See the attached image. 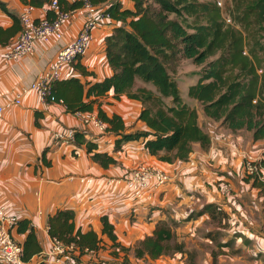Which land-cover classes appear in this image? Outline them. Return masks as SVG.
<instances>
[{
    "label": "crops",
    "instance_id": "obj_1",
    "mask_svg": "<svg viewBox=\"0 0 264 264\" xmlns=\"http://www.w3.org/2000/svg\"><path fill=\"white\" fill-rule=\"evenodd\" d=\"M65 1L69 4L75 0ZM36 2L38 5L33 6L22 0H0L4 6V10L0 8V28L12 26L7 11L19 17L32 6V17L46 16L49 2ZM113 3L133 8L130 0H108L100 7L107 9ZM70 14L62 26V39L37 43L31 53L19 60H7L4 55L17 41L20 31L8 38L6 44L0 43V105L13 100L20 88L30 84L55 59L57 52L75 38L84 21L83 10L78 8ZM119 25L111 20L93 30L87 51L78 61L90 74L82 75L74 65L64 66L62 79L76 77L82 83H93L109 76L112 70L105 55V41ZM138 84L141 82L137 81ZM99 100L107 116L121 117L126 132L147 130L145 123L138 120L140 102L125 96L115 100L112 91ZM184 102L200 106L195 108L198 125L210 143L206 148L194 144L186 160L174 163L158 161L148 154L141 141L127 142L121 150L114 151L115 136L84 129L78 115L66 112L63 104L42 103L35 93L24 95L20 105L3 112L0 203L6 204L9 213L18 220L27 219L34 227L41 252L31 263L35 264L50 248L48 217L67 209L74 213L77 228L83 232L92 230L102 240V248L93 255L83 254L80 264H122V259L115 261L110 254L118 248H113L112 242L101 234L102 216L112 224L116 242L131 249L129 264H264V186L254 185L243 177L239 152L233 149L236 145L239 150L261 157L264 144L253 141L251 132L232 131L207 117L196 101ZM66 128L86 131L85 139L97 146L95 152L106 153L115 163L104 168L92 160L84 146L55 141L54 133ZM43 153L45 163L41 160ZM189 159L194 166L187 163ZM140 163L161 168L170 181L150 198L135 201L125 186L113 185L109 180L123 177ZM79 177H91L92 182L81 183ZM226 184L230 190L225 188ZM160 222L171 227L182 251L157 259L134 257L132 249L151 236ZM12 234L20 243L25 239V234L17 233L16 229Z\"/></svg>",
    "mask_w": 264,
    "mask_h": 264
},
{
    "label": "trees",
    "instance_id": "obj_2",
    "mask_svg": "<svg viewBox=\"0 0 264 264\" xmlns=\"http://www.w3.org/2000/svg\"><path fill=\"white\" fill-rule=\"evenodd\" d=\"M22 1L38 5L36 0ZM57 1L64 10L72 11L81 8L84 2L100 7L108 0H75L69 4ZM130 1L132 9L123 8L120 3L107 8L112 20L120 23L105 41V55L112 73L93 83H82L76 77L55 83L53 94L62 101L66 112L96 109L97 117L105 123V133L116 137L114 151L121 150L127 142L141 141L148 154L158 161H184L194 144L206 148L210 141L198 125L196 109L183 101L176 80L166 68V63L181 57L199 67L195 72L197 81L188 87L187 97L199 103L207 117L232 131L251 132L253 141L264 144V36L261 41L255 37L256 28L264 31V0H232L229 13L212 0ZM0 8L4 10L1 3ZM7 15L13 23L8 29L0 28L1 44H6L21 29L19 17L8 11ZM224 16L231 18V25L225 23ZM73 65L82 75L90 74L78 62ZM137 81L151 87L136 86ZM109 91L115 100L125 96L142 104L138 120L145 123L147 130L126 132L120 116H107L102 111L99 99ZM85 135L76 131L73 145L84 146L92 160L104 168L115 163L106 153L95 152L96 144L86 140ZM41 160L45 163L44 153ZM261 162L264 165V146ZM253 184L258 185L255 181ZM101 223V234L112 242L113 248H118L110 252L112 257L129 264L131 249L116 242L114 228L106 216L101 217ZM47 231L50 238L75 245L78 260L84 250L96 252L102 248V240L94 231L83 232L75 226L71 210H57L50 215ZM16 232L25 234L22 259L30 262L41 252L34 227L27 219L18 220ZM132 251L136 258L157 259L181 252L182 245L175 242L171 227L160 222L153 234ZM35 264L46 263L38 260Z\"/></svg>",
    "mask_w": 264,
    "mask_h": 264
},
{
    "label": "built area",
    "instance_id": "obj_3",
    "mask_svg": "<svg viewBox=\"0 0 264 264\" xmlns=\"http://www.w3.org/2000/svg\"><path fill=\"white\" fill-rule=\"evenodd\" d=\"M219 5L221 3H217V6ZM81 9L84 21L75 38L57 52L55 59L30 84L20 88L13 100L0 105V117L5 110L14 105H20L23 96L28 93H35L44 104H62V101L56 99L53 94L55 83L62 79V68L78 62L87 51L93 30L112 20L107 9L94 6L89 2H84ZM32 11L33 7L28 6L26 11L19 16L21 29L17 41L5 52L4 57L7 60L16 61L26 57L37 43H45L50 38L62 39V26L70 19V11L64 10L57 0H50L46 16L42 18L32 17ZM47 14L50 17H47ZM224 21L226 24H232L229 17L224 16ZM257 72L261 73V70ZM75 114L78 115L84 129H94L101 134L105 133V123L97 117L96 113L77 112ZM76 131L74 128L58 131L54 133V140L73 145ZM83 132L87 134L86 131ZM233 149L239 152L243 177L264 186V165L261 157L239 150L236 145ZM187 163L194 166V161L191 159ZM78 180L87 184L92 182L91 177H79ZM169 181L170 177L161 168L140 163L132 167L123 177L110 179L109 183L125 186L135 201H141L150 198ZM225 188L230 190L228 184ZM17 221L18 219L9 213L7 205L0 203V264H34L22 259V245L13 237L12 232L16 229ZM83 253L93 255L95 251L84 250ZM78 257L79 252L75 245H65L51 238L50 248L41 254L39 260L46 264H80Z\"/></svg>",
    "mask_w": 264,
    "mask_h": 264
},
{
    "label": "rangeland",
    "instance_id": "obj_4",
    "mask_svg": "<svg viewBox=\"0 0 264 264\" xmlns=\"http://www.w3.org/2000/svg\"><path fill=\"white\" fill-rule=\"evenodd\" d=\"M212 1H216L217 3H221V5H219L218 7L221 8V10L222 9L226 10L227 13H229L232 10V0H212ZM228 10H229V12H228ZM226 17H228V16H226ZM238 29L241 30V27L238 26ZM256 30H257V32L255 34V37H256V39L261 41V37L264 36V31H261V30L259 31L258 28H256ZM166 68H167L168 72L170 73V75L176 80L180 92L181 91L184 92V95L182 96L183 101L189 100V98L187 97V93L185 94V89H187L189 87V85L196 83L197 76H196L195 72H197L199 70V67L192 64L191 60L178 57V59L176 61L166 63ZM141 85H142V83L138 84V86H141ZM143 86L146 88L151 87L150 85H143ZM166 101L168 102V99ZM188 103L189 102H187V104ZM191 106L193 108H197L193 105H191ZM197 109H200V106H198ZM115 261H117V260L115 259ZM115 261H113V262H115Z\"/></svg>",
    "mask_w": 264,
    "mask_h": 264
}]
</instances>
